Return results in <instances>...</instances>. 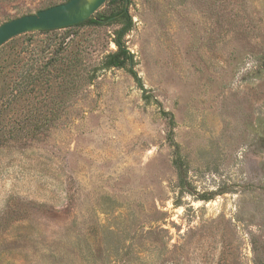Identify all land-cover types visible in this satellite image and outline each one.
<instances>
[{
  "label": "rangeland",
  "instance_id": "obj_1",
  "mask_svg": "<svg viewBox=\"0 0 264 264\" xmlns=\"http://www.w3.org/2000/svg\"><path fill=\"white\" fill-rule=\"evenodd\" d=\"M127 7L140 83L118 17L0 46V264H264V0Z\"/></svg>",
  "mask_w": 264,
  "mask_h": 264
},
{
  "label": "water",
  "instance_id": "obj_2",
  "mask_svg": "<svg viewBox=\"0 0 264 264\" xmlns=\"http://www.w3.org/2000/svg\"><path fill=\"white\" fill-rule=\"evenodd\" d=\"M107 1L67 0L8 20L0 24V46L23 33L60 29L84 22L92 18ZM127 4L128 0L125 1V10H128Z\"/></svg>",
  "mask_w": 264,
  "mask_h": 264
},
{
  "label": "trees",
  "instance_id": "obj_3",
  "mask_svg": "<svg viewBox=\"0 0 264 264\" xmlns=\"http://www.w3.org/2000/svg\"><path fill=\"white\" fill-rule=\"evenodd\" d=\"M116 0H110L109 2H115ZM123 3H125L126 0H121ZM113 17H118L122 20L123 24L122 27L116 32V36L114 38V43L117 47V49L113 52H110L107 54L106 59L104 61V67H118V68H128V71L136 78V80L140 83V78L138 76V73L134 69V55L131 53V51L127 48V46L124 43V36L132 29L133 26V20L131 16L129 15L128 10H125L123 8L120 12L117 13V15L114 16H104L101 13L97 12V15L78 24L72 25V26H79V25H85V24H94L99 25L103 23L104 21H107L108 19H112ZM165 115H169L170 123H173V116L172 114L168 112H164ZM169 139L172 141L171 135H169ZM174 143V142H173ZM176 146V144L174 143ZM176 163H178V167H180V160H176Z\"/></svg>",
  "mask_w": 264,
  "mask_h": 264
}]
</instances>
